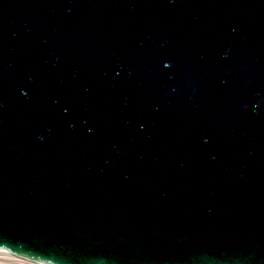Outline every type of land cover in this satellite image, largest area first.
Here are the masks:
<instances>
[{
    "label": "water",
    "instance_id": "1",
    "mask_svg": "<svg viewBox=\"0 0 264 264\" xmlns=\"http://www.w3.org/2000/svg\"><path fill=\"white\" fill-rule=\"evenodd\" d=\"M0 247L264 264V0H0Z\"/></svg>",
    "mask_w": 264,
    "mask_h": 264
},
{
    "label": "bare ground",
    "instance_id": "2",
    "mask_svg": "<svg viewBox=\"0 0 264 264\" xmlns=\"http://www.w3.org/2000/svg\"><path fill=\"white\" fill-rule=\"evenodd\" d=\"M0 261L3 264H50L41 261H35L27 257L15 255L10 253L9 250L0 247Z\"/></svg>",
    "mask_w": 264,
    "mask_h": 264
},
{
    "label": "clouds",
    "instance_id": "3",
    "mask_svg": "<svg viewBox=\"0 0 264 264\" xmlns=\"http://www.w3.org/2000/svg\"><path fill=\"white\" fill-rule=\"evenodd\" d=\"M0 264H3V261H0Z\"/></svg>",
    "mask_w": 264,
    "mask_h": 264
}]
</instances>
